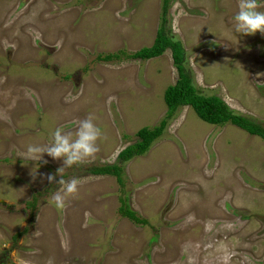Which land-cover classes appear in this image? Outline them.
<instances>
[{
    "label": "rangeland",
    "instance_id": "obj_1",
    "mask_svg": "<svg viewBox=\"0 0 264 264\" xmlns=\"http://www.w3.org/2000/svg\"><path fill=\"white\" fill-rule=\"evenodd\" d=\"M160 7L0 0V264H264L259 136L182 106L144 154L119 162L120 179L90 173L165 116L163 91L177 79L169 49L146 60L99 59L150 45ZM237 11L238 0H167L163 25L200 92L264 126V34L236 32ZM5 40L15 50L5 52ZM89 116L99 151L56 177L81 179L61 209L52 200L60 185L39 175L56 173L62 160L19 153ZM121 201L144 221L123 216Z\"/></svg>",
    "mask_w": 264,
    "mask_h": 264
},
{
    "label": "trees",
    "instance_id": "obj_2",
    "mask_svg": "<svg viewBox=\"0 0 264 264\" xmlns=\"http://www.w3.org/2000/svg\"><path fill=\"white\" fill-rule=\"evenodd\" d=\"M167 0H161V18L158 24L154 38L150 45L143 46L130 53L121 51L105 53L99 57L101 60H119L120 54L126 58L146 60L160 55L165 49L170 50L173 65L177 71V79L173 84H169L163 91V102L166 107L165 116L162 117L156 125L151 127H140L135 132V140L123 147L116 155V161L111 164H104L98 167H92L90 173L96 175H113L120 179L119 162H124L134 156L144 154L154 139H156L164 129L166 119L172 116L175 109L182 106H189L195 114L203 121L223 125L225 123L233 124L248 134L259 136L264 140V126L254 118L233 112L231 108L217 95H205L194 85L188 72L185 71L182 64L184 53L178 40L173 39L168 34V29L163 25L165 20L163 14L166 10ZM32 200L29 205H33ZM119 212L126 218L135 223L143 222L137 214L129 208L127 204L121 201Z\"/></svg>",
    "mask_w": 264,
    "mask_h": 264
},
{
    "label": "clouds",
    "instance_id": "obj_3",
    "mask_svg": "<svg viewBox=\"0 0 264 264\" xmlns=\"http://www.w3.org/2000/svg\"><path fill=\"white\" fill-rule=\"evenodd\" d=\"M264 7L260 0H238V11L234 15L235 31L243 35H252L257 32L264 34V11L259 9ZM4 50H15V44L7 40L3 42ZM75 131L65 130L58 127L52 133L50 143L45 146L29 145L26 151L19 153V157L25 160L44 163V155L53 160H62V166L53 174H40L41 182L47 180L49 184H58L60 187L53 193L52 200L58 208L66 206V198L78 192L81 184L80 178L64 180L56 179L59 173H63L65 168H70L74 164H79L86 159L95 156L99 151L97 140L101 137L99 127L94 123L91 116L73 121ZM36 173H33L35 180ZM231 228V224L228 225Z\"/></svg>",
    "mask_w": 264,
    "mask_h": 264
}]
</instances>
